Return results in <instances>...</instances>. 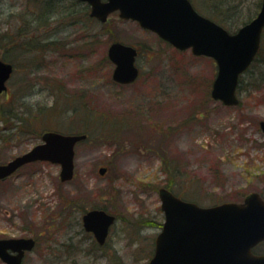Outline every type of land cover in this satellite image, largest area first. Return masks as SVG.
Instances as JSON below:
<instances>
[{
    "label": "rangeland",
    "instance_id": "1",
    "mask_svg": "<svg viewBox=\"0 0 264 264\" xmlns=\"http://www.w3.org/2000/svg\"><path fill=\"white\" fill-rule=\"evenodd\" d=\"M192 2L233 33L261 0ZM88 11L74 0H0V57L14 67L0 94V164L44 132L87 134L75 145L71 181L49 162L0 180V239L37 241L22 264H147L164 222L158 190L167 186L203 207L251 192L264 198V84L252 88L244 77L239 105L226 107L210 97L213 60L116 13L100 23ZM113 42L138 49L134 83L112 80ZM90 209L116 218L104 246L83 229Z\"/></svg>",
    "mask_w": 264,
    "mask_h": 264
},
{
    "label": "water",
    "instance_id": "2",
    "mask_svg": "<svg viewBox=\"0 0 264 264\" xmlns=\"http://www.w3.org/2000/svg\"><path fill=\"white\" fill-rule=\"evenodd\" d=\"M82 1L91 6L90 16L102 23L118 11L120 18L138 22L176 49H191L196 56L212 58L217 66L212 99L227 106L238 104L239 76L250 66L261 45L264 0L255 17L233 34L198 14L189 0ZM107 56L114 64V82L129 84L137 78L133 47L114 42ZM11 73V64L0 59V94L7 90ZM259 127L264 134V120ZM85 138V134L45 132L40 144L0 164V180L25 164L46 161L58 164L60 181L68 182L74 175V147ZM105 171L103 167L99 169L101 175ZM159 198L164 222L148 264H264V256L251 253V248L264 240V201L258 193H250L242 204L225 203L210 208L183 201L164 188L159 189ZM81 219L84 230L92 233L100 245L115 222V216L101 209L89 210ZM34 245L32 238L0 239V259L5 264H21L24 252L31 251Z\"/></svg>",
    "mask_w": 264,
    "mask_h": 264
},
{
    "label": "trees",
    "instance_id": "3",
    "mask_svg": "<svg viewBox=\"0 0 264 264\" xmlns=\"http://www.w3.org/2000/svg\"><path fill=\"white\" fill-rule=\"evenodd\" d=\"M220 2L223 4V6L226 3L225 0H220ZM259 5L260 4L257 5V8H259ZM234 8H236V7H234V5H230L229 7H227V9H229L230 11L234 10ZM257 11H256V13H257ZM251 18H249L247 21L243 22V24H245L246 22L251 20ZM237 29L238 28H236L235 31ZM228 30L230 31V29H228ZM244 77L247 78V83H249V85L252 86V88L254 87L255 89H261L263 87V84H264V32H263V37H262L261 48H260L259 52L257 53L256 58L254 59L252 65L249 67V69L244 73V75L242 77H240L239 86H238V93L239 94L243 90L242 89L243 88L242 79ZM0 113H3L1 108H0ZM165 188L168 189V186ZM168 190H170V189H168Z\"/></svg>",
    "mask_w": 264,
    "mask_h": 264
},
{
    "label": "flooded vegetation",
    "instance_id": "4",
    "mask_svg": "<svg viewBox=\"0 0 264 264\" xmlns=\"http://www.w3.org/2000/svg\"><path fill=\"white\" fill-rule=\"evenodd\" d=\"M46 1H50V2H51V1H55V0H46ZM74 3L77 4V5H78V4H83V6L85 7V4L82 3V2H80V1H78V0H74ZM133 47H134V46H133ZM134 48H135V50H136V58H137L139 52H138V49H137L136 47H134ZM136 58H135V61H136ZM134 65H135V67L138 69V67L136 66L135 63H134ZM139 75H140V71H139V69H138V77H139ZM138 77H137V78H138ZM34 240H35V242H36V244H37L36 239H34ZM27 253H29V252H26V253L24 254L23 260L25 259ZM23 260H22V262H23Z\"/></svg>",
    "mask_w": 264,
    "mask_h": 264
}]
</instances>
